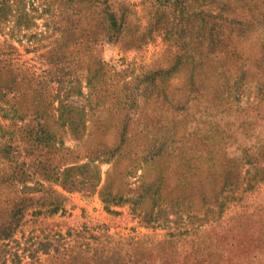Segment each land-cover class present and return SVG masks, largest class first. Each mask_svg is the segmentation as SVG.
<instances>
[{"label": "rangeland", "instance_id": "374dc122", "mask_svg": "<svg viewBox=\"0 0 264 264\" xmlns=\"http://www.w3.org/2000/svg\"><path fill=\"white\" fill-rule=\"evenodd\" d=\"M0 264H264V0H0Z\"/></svg>", "mask_w": 264, "mask_h": 264}, {"label": "trees", "instance_id": "16d2710c", "mask_svg": "<svg viewBox=\"0 0 264 264\" xmlns=\"http://www.w3.org/2000/svg\"><path fill=\"white\" fill-rule=\"evenodd\" d=\"M62 101H63V99H60V105H59V107H58V110L60 109V111L63 112L64 107H63V103H62ZM69 121H70V120H66V121H64V122H66L70 127H71L72 125H74V124H77V123L69 122ZM257 139H258V138H255V140H257ZM72 169H73V167H68V168H66L65 170L67 171V170H72ZM61 183H62L63 186H66V187L69 188V189L73 188V184H74V182H73L71 179L67 178V176H65V175H63V177L61 178ZM18 208L20 209L21 206H19Z\"/></svg>", "mask_w": 264, "mask_h": 264}]
</instances>
